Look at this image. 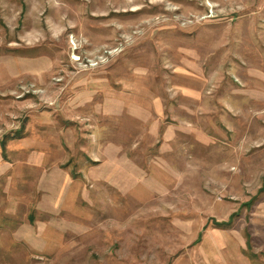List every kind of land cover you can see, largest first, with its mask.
<instances>
[{
	"label": "rangeland",
	"instance_id": "obj_1",
	"mask_svg": "<svg viewBox=\"0 0 264 264\" xmlns=\"http://www.w3.org/2000/svg\"><path fill=\"white\" fill-rule=\"evenodd\" d=\"M0 264H264V0H0Z\"/></svg>",
	"mask_w": 264,
	"mask_h": 264
}]
</instances>
